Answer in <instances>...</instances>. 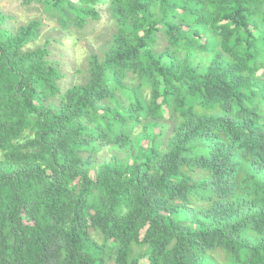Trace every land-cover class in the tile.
I'll return each instance as SVG.
<instances>
[{"label": "trees", "instance_id": "16d2710c", "mask_svg": "<svg viewBox=\"0 0 264 264\" xmlns=\"http://www.w3.org/2000/svg\"><path fill=\"white\" fill-rule=\"evenodd\" d=\"M108 7L107 50L64 91L28 46L40 21L0 10V264H264V0Z\"/></svg>", "mask_w": 264, "mask_h": 264}, {"label": "rangeland", "instance_id": "374dc122", "mask_svg": "<svg viewBox=\"0 0 264 264\" xmlns=\"http://www.w3.org/2000/svg\"><path fill=\"white\" fill-rule=\"evenodd\" d=\"M108 5L109 0H98L94 5L99 12L98 18H87L82 27L73 24L66 28L56 15L43 9L41 3L22 4L21 0H0V10L12 16L5 24L11 31L30 20L40 21L37 39L28 46L30 49L45 45L49 48V59L60 70L58 83L63 91L71 84L85 82L90 55L102 57L107 50L116 30ZM163 45L165 41L160 40L158 46ZM113 152L109 146L102 147L97 153V161L110 158ZM96 238L100 240L98 236Z\"/></svg>", "mask_w": 264, "mask_h": 264}]
</instances>
